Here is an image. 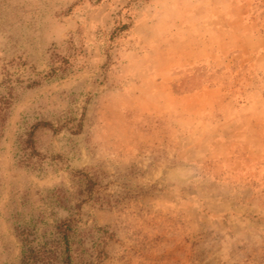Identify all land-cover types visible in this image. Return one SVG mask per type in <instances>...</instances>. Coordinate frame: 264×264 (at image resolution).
<instances>
[{
  "label": "rangeland",
  "instance_id": "1",
  "mask_svg": "<svg viewBox=\"0 0 264 264\" xmlns=\"http://www.w3.org/2000/svg\"><path fill=\"white\" fill-rule=\"evenodd\" d=\"M57 56L73 69L50 80ZM6 69L0 264L22 263L19 225L54 231L55 189L75 264H264V0H0V84ZM39 121L59 132L38 131L27 167Z\"/></svg>",
  "mask_w": 264,
  "mask_h": 264
},
{
  "label": "trees",
  "instance_id": "2",
  "mask_svg": "<svg viewBox=\"0 0 264 264\" xmlns=\"http://www.w3.org/2000/svg\"><path fill=\"white\" fill-rule=\"evenodd\" d=\"M103 0H97L101 2ZM127 25H122L117 28L115 35L128 31ZM61 63L59 68L56 63ZM52 73L49 75L50 80H56L66 74V72L73 69V65L66 59L57 56V60H53ZM5 80L0 84V123L7 121L9 111L13 106L16 94L15 74L6 69ZM40 81L30 79L27 87L35 88L40 86ZM42 129H49L53 133H58L53 123L48 121H39L33 125L32 130L26 134L24 140L19 145L20 161L27 167L34 168V159L40 156L37 149L36 135ZM83 129V124L73 126L71 129L73 134H78ZM81 183L85 186L84 193L89 199L93 198L96 189L100 186L91 174L80 173ZM81 201L82 203L85 201ZM45 204L52 210L51 215L55 218L54 231L52 233L40 234L36 223L34 225L23 224L19 225L17 229L19 236L22 237L24 243V250L21 264H75L76 245L79 240L78 229H76L77 220L74 215L67 219L57 217L58 210H65L71 212L70 197L67 196L63 189H55L48 193L45 199ZM79 208V206H78ZM42 223V221H41Z\"/></svg>",
  "mask_w": 264,
  "mask_h": 264
}]
</instances>
